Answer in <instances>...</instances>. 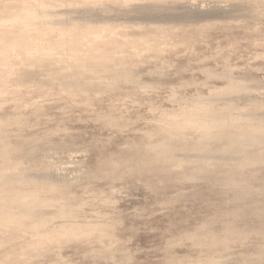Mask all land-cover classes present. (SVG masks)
<instances>
[{"label": "rangeland", "instance_id": "374dc122", "mask_svg": "<svg viewBox=\"0 0 264 264\" xmlns=\"http://www.w3.org/2000/svg\"><path fill=\"white\" fill-rule=\"evenodd\" d=\"M0 176V264H264V0H0Z\"/></svg>", "mask_w": 264, "mask_h": 264}, {"label": "bare ground", "instance_id": "6f19581e", "mask_svg": "<svg viewBox=\"0 0 264 264\" xmlns=\"http://www.w3.org/2000/svg\"><path fill=\"white\" fill-rule=\"evenodd\" d=\"M28 18H30V17H28ZM186 120H187V119H186ZM186 124H187V123H186ZM189 124H190V123H189ZM199 127H200V126H199ZM201 127H202V126H201ZM205 128H207V127L205 126ZM206 130H208V129H206ZM206 130H205V131H206ZM206 132H207V131H206ZM207 133H208V132H207ZM220 133H221V132H220ZM220 133H219L218 136H222V135H220ZM215 134H216V133H215ZM212 137H213V136H212ZM215 137H217V136H215ZM217 138H218V137H217ZM7 147H8V146L4 147V149L7 148ZM9 149H11V148H9ZM4 151H5V150H4ZM4 151H3V152H4ZM7 151H8V149H7ZM7 151H6V154H5V152H4L5 155H8V152L10 153V150H9L8 152H7ZM4 154H3V155H4ZM3 165H4V164H3ZM5 166H6V165H5ZM7 166H8V165H7ZM3 167H4V166H3ZM1 168H2V167H1ZM10 168H11V167H10ZM4 169H5V168H4ZM4 169H3V170H4ZM6 169H7V168H6ZM8 169H9V168H8ZM1 170H2V169H1ZM5 171H6V170H5ZM1 175H3V174H1ZM0 177H2V176H0ZM4 177H5V179L7 178L6 176H4ZM4 177H3V178H4ZM0 180L2 181V179H0ZM7 180H8V179H6V182H7ZM1 181H0V182H1ZM10 181H13V179L11 178ZM10 181H8V182H10ZM1 183H2V182H1ZM1 183H0V184H1ZM10 183H13V182H10ZM3 184H5V183H3ZM3 184H1L0 187H2ZM6 185L9 186V184H5V185H3V186L6 187ZM10 186H11V184H10ZM0 191H1V190H0ZM10 193H12V192H10ZM33 193H34V192H33ZM35 193H36V192H35ZM35 193H34V194H35ZM17 194H18V193H17ZM23 194H24V193H23ZM34 194H33V197L35 198ZM18 195H19V194H18ZM24 195H25V194H24ZM30 195H31V194H30ZM35 195H36V194H35ZM14 196H15L14 199L18 200V203H17V201H16V203L19 205L20 201H22V198H20V201H19V198H18V197H19L20 195H19L18 197H16V194H15ZM27 196H29V195H27ZM27 196H26V197H27ZM31 196H32V195H31ZM37 196H38V195H37ZM21 197H23V196H21ZM17 198H18V199H17ZM11 199H12V197H11L9 200H11ZM14 199H13V200H14ZM27 199H28V198H27ZM13 200H12V201H13ZM24 200L26 201L25 198H24ZM24 200H23V201H24ZM5 201H6V199H5ZM36 201H37V200H36ZM7 202H8V201H7ZM9 202H11V201H9ZM34 202H35V201H34ZM3 203H4V202H3ZM21 203H22V202H21ZM23 203H26V202H23ZM23 203H22V204H23ZM35 203H36V202H35ZM35 203H34V204H35ZM40 203H41V202H40ZM6 204H8V203H6ZM17 204H16V205H17ZM1 205H2V204H1ZM4 205H5V204H4ZM12 205H13V204H12ZM30 205L33 206V204H30ZM38 205H39V204H38ZM21 206H23V205H21ZM27 206H28V205H27ZM27 206H26V207H27ZM23 207H24V206H23ZM29 207H31V206H29ZM29 207H27L28 210H27L26 208H24V210L26 209L27 211H30V210H29ZM35 207H36V206H35ZM35 207H34V208H35ZM2 208H3V207H2ZM34 208L32 207L31 209L33 210ZM0 209H1V208H0ZM5 210H6V209H5ZM24 210H23V212L25 213ZM32 210H31V211H32ZM31 211H30V212H31ZM61 211H62V210H61ZM7 213H8V211H7ZM7 213H6V214H7ZM2 214H3V213H2ZM6 214H4V215H6ZM28 214H30V213L27 212V215H28ZM22 216H23V215H22ZM24 216H25V215H24ZM24 216H23V217H24ZM11 217H12V216H11ZM11 217H10V218H11ZM26 217H27V216H26ZM6 219H7V218H6ZM9 220H10V223H12V224H13L14 221H17V222L19 221V222H21L20 220H14V218H13V220H11V219H9V217H8V221H9ZM22 220H23V219H22ZM24 220H25V219H24ZM19 222H18V223H19ZM42 222H43V221H42ZM15 223H16V222H15ZM15 223H14V225H15ZM22 223H23V222H22ZM43 223H44V222H43ZM18 225H19V224H18ZM20 225H21V224H20ZM15 226H17V225H15ZM17 227H18V226H17ZM20 227H21V226H20ZM71 227H72V226H71ZM63 229H64V228H63ZM67 229H68V228H67ZM74 229H75V228H74ZM64 230H65V229H64ZM72 230H73V229H72ZM75 231H76V230H75ZM80 231L82 232V229H80ZM85 231H86V230H85ZM62 232H63V231H62ZM65 232H67V231H65ZM68 232H69V231H68ZM77 232H78V233H81V232H79V230L76 231V233H77ZM63 233H64V232H63ZM69 233H70V232H69ZM72 233H73V232H72ZM73 234H74V233H73ZM81 234H82V233H81Z\"/></svg>", "mask_w": 264, "mask_h": 264}]
</instances>
